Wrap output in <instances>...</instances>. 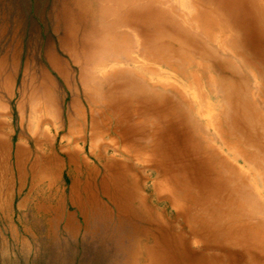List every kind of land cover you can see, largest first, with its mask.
Wrapping results in <instances>:
<instances>
[{"label": "rangeland", "instance_id": "1", "mask_svg": "<svg viewBox=\"0 0 264 264\" xmlns=\"http://www.w3.org/2000/svg\"><path fill=\"white\" fill-rule=\"evenodd\" d=\"M123 1L0 0V264H264V257L255 260L254 252L239 245L213 239L204 249L199 243L209 237L199 217L206 157L189 142V113L175 111V87L179 95H196L195 100L188 96L191 105L204 102L202 92L207 101L211 87L198 91L158 64L180 62L177 49L184 48L176 42L175 21L187 28L184 9L191 8L190 23H201L206 9L210 19L233 26L241 59L264 71V38L255 31L251 12L246 6L234 9L228 0L223 13L241 14L227 22L211 11L221 0H129L130 8ZM243 9L249 18L240 33L235 23ZM193 26L188 41L181 40L190 56L207 62L221 97L227 82H239L244 66ZM142 50L169 85L159 103L151 104L144 94L134 101L128 97L131 68L143 83L142 76L150 77ZM132 58L141 60L140 69ZM260 80L264 86V77ZM237 93L228 101L233 109ZM141 109H150L159 128L146 119L142 132L119 134L127 122L137 124ZM207 112L206 106L198 123ZM240 115L235 127L246 131ZM126 140L140 152L129 155ZM147 140L153 144L146 151ZM182 161L187 179L175 172ZM259 188L264 192L263 185ZM175 202L199 232L195 243L176 216Z\"/></svg>", "mask_w": 264, "mask_h": 264}, {"label": "bare ground", "instance_id": "2", "mask_svg": "<svg viewBox=\"0 0 264 264\" xmlns=\"http://www.w3.org/2000/svg\"><path fill=\"white\" fill-rule=\"evenodd\" d=\"M174 1L180 3L182 0ZM233 1L234 9L235 7H247L251 12V17H253L256 22V27L254 28L255 31L259 32L264 38V0ZM227 2L228 0H221L218 6L215 9H211V11L215 14L217 19L223 17L225 21L230 22L228 18L232 21L235 19L236 14H241V11H237L236 13L231 10L232 12L230 14L223 13L224 3L227 6ZM122 4L124 7L130 8L129 0H124ZM183 7L184 6H182L181 9ZM167 8L173 10V7L170 5H168ZM217 9L220 10L221 14L216 12ZM184 10L186 11V13H184L187 16L185 15V18H183L185 22L184 24L187 28L183 29L189 31L190 34L185 33L186 31L181 29L175 21V35L178 38L176 42L184 48L177 49L180 56V62L177 60L174 64L172 62L161 61L158 64H163L171 71H175L178 78L185 79L192 88L196 86L198 91L202 87H211L208 92V100L206 101L207 95L205 92H202L203 95L200 94V96H203L204 102L200 103L196 100L195 105H191L187 101L188 96H191L192 100L196 99V95L193 92H189L190 94L181 93L182 95H179L177 91L178 89L175 87V111L179 113H189L190 122L187 123L186 126L188 131L191 130L193 133V135H191L192 139L190 135H188L190 137L189 142L194 145L195 152H197L198 155L206 157V176L204 177L206 189L204 193H201L203 196V213H200L201 215L199 217L203 223L202 228L209 237L202 238V242L199 243H204L202 244L206 247L204 249H209L208 247L210 243L213 242V239L216 243L219 241L225 245H230L231 243L236 246L239 245L243 249H248L249 252H254L255 260L261 261V258L264 257V192L260 190L259 186L263 185L264 187V86L262 85L263 83L260 80V76L264 77V71H257L250 64L241 59L243 56H241L238 46L234 45V40L236 39L234 27L230 24H221L218 20L210 19L209 10L204 9L200 14L201 23L198 21H192L198 26L197 32L203 34V36L213 43L221 53H229L232 57L238 59L245 69L239 73V82H227L222 89V96L219 97L217 89L213 88L215 85V79L207 70V62L204 60H197L193 56H190L187 53L186 46L181 40L188 41L194 30H196L193 23L188 21V17L192 15L193 9L190 8L189 10ZM172 13L174 14V12ZM248 18L249 15L243 9V17H238L235 23V27L238 28L240 33L247 30L246 20ZM229 40L231 43H229ZM155 51L157 54L158 47ZM141 52L142 58L144 59L142 60L143 67L145 68V72L150 74V77L148 79V77L140 75V77L142 76L141 78H143L142 80H144L143 83L138 78V75H134L136 72L133 73L131 68L129 72L133 84H129L127 88L128 97L134 101L133 99L144 94L148 97L151 104L155 103L154 101H158L159 103L160 99L166 97L165 89L169 85L162 82V71L158 67L148 64V61L150 60L149 52H145L144 50ZM131 61L134 67L140 69L138 63H140L141 60L138 58H132ZM227 62L234 70L233 72H236L235 65L229 60H227ZM201 67H204L205 72L196 73L197 69ZM135 69L136 68L133 70ZM201 77L205 78V82L202 81ZM137 80H139L140 84L136 85ZM149 81L151 83H149ZM173 81L175 80L173 79ZM234 82H237V84H234ZM176 85L177 84H175V86ZM236 91H238L235 96L238 108L233 109L228 104V101L229 99L234 98ZM209 98L213 99V102H209ZM206 106L208 112L205 117L206 119L204 120L205 123L202 124L204 121L198 123L196 119H199V114L202 113V109ZM132 111L133 109H131V112ZM238 113L241 114V117L243 115L246 121V131H239L237 127H235L234 120ZM137 114L140 117L137 124L131 125L127 122L124 133L119 134H124V137H126L127 135L132 136L134 131H138V129L139 132H142L144 125L143 121L146 119L151 120L153 127L159 128L157 120H154L153 117L149 116L150 109L146 111L144 110L142 114L139 112ZM246 125L243 122L242 128H246ZM97 131L102 130H99L98 128ZM111 132L118 133L116 130H112ZM92 137L93 135H91V138ZM151 144L153 143L151 142L148 145L147 140L146 144L143 146L146 151L148 146L152 147ZM198 146L201 147L198 148ZM137 147L139 149V146ZM144 148L140 147V149ZM192 148L193 147L191 146V149ZM124 149L129 155L131 152L137 151V148H134L132 141H127L124 145ZM137 152H140V150ZM131 155L135 156L134 154ZM138 159L139 157H137V160ZM183 162L184 161L180 163V167L176 166L177 169L175 168V172H177L183 179H187V173L189 170L187 169L185 171ZM181 190L179 189L180 192ZM184 201L186 202L187 200ZM181 206L182 205L179 202H175V210L177 211L176 216L178 219L182 220L186 227L189 228L191 235L193 236L192 243H195V239L198 238L199 232L198 230L195 231V228L192 225L193 221L189 220L187 215L185 216L182 213H178L179 209L177 210L176 208H181ZM185 210L186 209H184V211ZM228 220L231 221V225H227ZM205 233L203 236L206 235ZM132 237L133 235L131 238ZM137 242H141L140 235Z\"/></svg>", "mask_w": 264, "mask_h": 264}]
</instances>
